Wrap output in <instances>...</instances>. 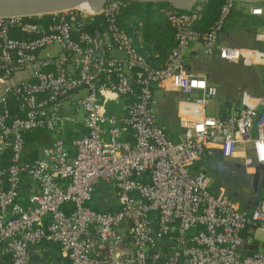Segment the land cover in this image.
Wrapping results in <instances>:
<instances>
[{
  "label": "built area",
  "instance_id": "built-area-1",
  "mask_svg": "<svg viewBox=\"0 0 264 264\" xmlns=\"http://www.w3.org/2000/svg\"><path fill=\"white\" fill-rule=\"evenodd\" d=\"M203 2L159 9L172 29L160 66L118 26L129 4L124 0H106L96 15L70 8L0 16V253L6 256L0 264H31L28 248L42 240L55 243L61 256L44 264H101L87 235L124 243L121 226L132 244L127 264H264V239L260 248L248 247L256 232L264 233V195L239 209L227 195L212 193L203 174L189 172L207 145L245 168L264 166V92L241 91L234 113L206 115L216 87L185 70L184 53L193 44L205 56L264 65L263 50L218 44L235 0H222L207 29L194 28ZM249 4L250 14H261L259 5ZM97 15L103 30H88L86 21ZM52 46L55 53L42 54ZM16 73L27 77L14 80ZM154 86L182 96L178 141L157 124ZM109 94L127 100L123 115L105 110ZM69 98L84 128L71 139L72 152L56 138L37 157H24V134H58ZM23 175L33 182L26 206L17 201ZM100 181L115 189L113 210L88 205Z\"/></svg>",
  "mask_w": 264,
  "mask_h": 264
},
{
  "label": "crops",
  "instance_id": "crops-1",
  "mask_svg": "<svg viewBox=\"0 0 264 264\" xmlns=\"http://www.w3.org/2000/svg\"><path fill=\"white\" fill-rule=\"evenodd\" d=\"M249 3L238 2L234 9L228 15L222 32L218 38L219 45L234 46L239 48L257 49L264 51V3L259 5L261 14L252 15L248 11ZM140 7L139 5H136ZM150 18V23L153 24L151 34L146 39L142 40L138 35L137 41L139 46L148 51L152 58L153 66H160L166 54L172 45V29L159 14L155 13L154 5L145 6ZM126 23L131 25V28L141 27L143 19L137 20L132 14L124 18ZM136 22V23H135ZM55 46L48 47L42 54L55 53ZM201 52L199 44H193L188 47L184 53L185 70L190 73L199 74L205 77L206 81L216 87V95L209 100L205 106L207 110L216 114L224 115L234 113L238 109V96L241 91H247L252 94H260L264 92V65L250 66L242 62L229 63L217 56H206L209 60H218L224 67L223 81L217 80L215 77L201 72L200 66L197 64V59H203V55H198ZM223 62V63H221ZM26 73H16L13 76L14 80L26 78ZM153 95L156 100L154 114L157 124L163 129L167 138L171 141H178L182 136V127L179 122L180 115L177 107L182 98L181 94L172 90H164L161 86L153 87ZM126 100L122 97L109 94L104 102V108L108 113L123 115L125 113ZM64 116V121L60 125V132L54 134L49 131L32 132L28 136V141L25 142L23 148V156L28 159H33L38 156L39 149L43 146L50 145L56 138H61L66 147L72 152L70 141L73 137L79 136L84 132L82 125V112L74 111L73 100L69 98L64 101L61 112ZM128 134H123L127 137ZM229 160V159H228ZM223 159L217 149L213 145H207L200 160L194 165V170L203 174L207 178V182L211 180L216 184L214 194H224L232 200L235 206L239 209H250L255 200L246 193H240L236 196L230 194L229 184L234 178L242 181L243 178L250 177L251 169L245 168L238 161ZM230 180V181H229ZM60 185L66 183L65 179H58ZM33 182L28 176L23 175L18 190L17 201L22 206L27 205L26 195L27 190ZM209 187V186H208ZM210 189V187H209ZM135 196L134 193H132ZM89 206H94L98 210H113L116 208L115 189L110 182H98L94 185L91 199L88 202ZM65 210L70 208L69 204L63 206ZM96 209V210H97ZM47 217H44L46 220ZM125 239L124 243H101L93 233L87 235V242L90 253L97 255L101 260V264H127L126 260L131 254L132 244L125 233V228L120 227ZM257 240L252 242V248H260L264 233L256 232ZM29 254L31 264H44L48 261L61 260L58 252V247L55 243L42 240L34 245L29 246ZM6 260V256L0 253V263Z\"/></svg>",
  "mask_w": 264,
  "mask_h": 264
},
{
  "label": "water",
  "instance_id": "water-1",
  "mask_svg": "<svg viewBox=\"0 0 264 264\" xmlns=\"http://www.w3.org/2000/svg\"><path fill=\"white\" fill-rule=\"evenodd\" d=\"M90 2L87 8L80 6L83 2ZM106 0H0V16H37L49 14L52 12L62 11L70 8H79L90 14L96 15L99 13L102 5ZM128 3H138L146 5H154L156 3H167L177 9H186L192 7L198 0H124ZM245 3H254L264 0H237ZM148 5V6H149ZM198 55L201 52L198 51ZM260 171L264 172L263 165L253 166L251 175L254 177L259 174ZM191 174L195 172L194 169H190ZM210 190L215 191L216 184L211 180L208 181Z\"/></svg>",
  "mask_w": 264,
  "mask_h": 264
},
{
  "label": "trees",
  "instance_id": "trees-1",
  "mask_svg": "<svg viewBox=\"0 0 264 264\" xmlns=\"http://www.w3.org/2000/svg\"><path fill=\"white\" fill-rule=\"evenodd\" d=\"M221 3H222V0H205V2H203V9L201 12V16L198 19V21L194 24V28L198 29V30L207 29L209 24L216 17ZM263 3H264V1H259V2H254L252 4L261 5ZM137 4L138 3H129L122 11H120V13L118 14L117 24L120 28H122L125 32H127L129 35H131L133 37L134 44H135L137 50L142 55H144L145 58L152 64V58H151L150 53L143 48V45H141V47H140L139 42L136 39V37L139 35V36H141V38L144 42L146 37H148L149 35H152L151 31H152L153 24L150 23V20H149L150 18H148V15H147V18L145 20H143V24L139 28L137 27V25H135V28H131V25H129L130 22L126 23L124 20V18L133 14L134 12L135 13L139 12L140 7H137L136 6ZM166 4L167 3H156V4H154L155 9L153 11L155 13H159V9L161 7H163V5H166ZM148 5H146V6H148ZM145 10H146V8H145ZM147 14H148V11H147ZM137 20L141 21V19H137ZM85 27L90 31L94 30V29L98 30V31H102L104 28L103 23H102V18L99 15H97L95 17L88 19L86 21ZM126 103H127V100H126ZM32 132H37V131H32ZM32 132H26L24 134L25 142L28 141V136ZM90 207L93 209H97L94 206H90ZM248 247L252 248L251 245H248Z\"/></svg>",
  "mask_w": 264,
  "mask_h": 264
},
{
  "label": "rangeland",
  "instance_id": "rangeland-1",
  "mask_svg": "<svg viewBox=\"0 0 264 264\" xmlns=\"http://www.w3.org/2000/svg\"><path fill=\"white\" fill-rule=\"evenodd\" d=\"M239 1H237V0H235V3L237 4ZM137 5H139L140 6V8H139V12L138 13H133L132 15L136 18V19H143V20H145L146 18H147V11L145 10V5L144 4H137ZM149 14H150V12H148ZM186 53V52H185ZM203 59L204 60H201V58H198L197 59V64L200 66V68H201V72H205V73H207V74H209V75H211V76H213V77H215L217 80H221V81H223V79H224V67L222 66L223 64H220L219 62H218V60L216 61V60H209L208 59V57H206V56H203ZM239 62V61H238ZM240 62H242L243 64H245V65H248V66H250L251 64L250 63H248V62H245V61H240ZM240 62H239V64H240ZM221 63H223V62H221ZM204 113L206 114V115H216V114H214V113H212V112H210V111H208L207 110V106H205L204 107ZM224 159V158H223ZM228 160V159H227ZM230 163H231V161H235V160H228ZM251 172H252V170H250ZM245 179H249V177L248 178H245ZM230 181V180H229ZM233 181H235V178L232 180L231 179V181H230V184H229V189L230 190H233L232 189V182ZM245 182V181H244ZM246 184V183H245ZM249 190H250V188H249ZM224 194L225 195H227L226 194V192L224 191ZM227 196H229V195H227Z\"/></svg>",
  "mask_w": 264,
  "mask_h": 264
},
{
  "label": "flooded vegetation",
  "instance_id": "flooded-vegetation-1",
  "mask_svg": "<svg viewBox=\"0 0 264 264\" xmlns=\"http://www.w3.org/2000/svg\"><path fill=\"white\" fill-rule=\"evenodd\" d=\"M231 185L233 190L230 191V194L232 196H236L240 193H246L256 200L260 196L264 195V172L260 171L255 177L250 175L249 179L243 178L242 181L235 178V181H233Z\"/></svg>",
  "mask_w": 264,
  "mask_h": 264
},
{
  "label": "bare ground",
  "instance_id": "bare-ground-1",
  "mask_svg": "<svg viewBox=\"0 0 264 264\" xmlns=\"http://www.w3.org/2000/svg\"><path fill=\"white\" fill-rule=\"evenodd\" d=\"M80 6H77V7H81V6H83L84 8H87L89 5H90V2H83V3H81V4H79ZM79 9V8H78Z\"/></svg>",
  "mask_w": 264,
  "mask_h": 264
}]
</instances>
